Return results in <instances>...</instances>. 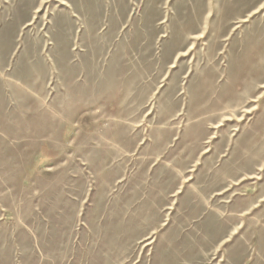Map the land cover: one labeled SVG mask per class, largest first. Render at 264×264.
<instances>
[{"label":"rangeland","instance_id":"374dc122","mask_svg":"<svg viewBox=\"0 0 264 264\" xmlns=\"http://www.w3.org/2000/svg\"><path fill=\"white\" fill-rule=\"evenodd\" d=\"M0 264H264V0H0Z\"/></svg>","mask_w":264,"mask_h":264}]
</instances>
